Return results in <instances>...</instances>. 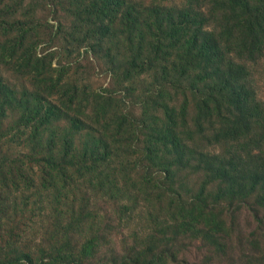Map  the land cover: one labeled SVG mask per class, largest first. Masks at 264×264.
<instances>
[{
  "label": "trees",
  "instance_id": "obj_1",
  "mask_svg": "<svg viewBox=\"0 0 264 264\" xmlns=\"http://www.w3.org/2000/svg\"><path fill=\"white\" fill-rule=\"evenodd\" d=\"M56 1L72 19L70 32L60 35L95 55L113 56L132 84L141 74L153 75L151 95L139 113L127 112L122 99L72 84L68 71L54 65L55 51L40 49L37 3L0 0V63L30 82L18 90L0 75V264H87L99 248L102 200L135 202L136 210L145 195L164 208L162 216L170 214L174 201L156 194L150 170L170 182L196 159L182 134L189 130L180 97L186 91L199 112L222 117L227 110L234 119L226 134L233 131V138L264 124V103L250 86L247 65L264 54V0H185L175 7L168 5L172 0ZM14 112L17 122L6 125ZM230 167L231 160L208 163L199 201L209 206L207 185L220 181L228 195L238 186L242 200L255 196L264 206V169L252 173L246 190L234 186L238 171ZM174 211L179 233L201 231L194 215L204 221L205 212L187 204H175ZM212 221L209 241L215 242L225 223L218 213ZM174 255L167 247L140 249L133 261L119 260L165 264Z\"/></svg>",
  "mask_w": 264,
  "mask_h": 264
},
{
  "label": "rangeland",
  "instance_id": "obj_2",
  "mask_svg": "<svg viewBox=\"0 0 264 264\" xmlns=\"http://www.w3.org/2000/svg\"><path fill=\"white\" fill-rule=\"evenodd\" d=\"M34 1L38 5L37 18L43 38L40 49L55 51L54 65L68 71V80L72 84L78 83L80 87L87 85L92 91L104 92L105 95L110 94L118 100L122 99L125 111L139 113L141 103L151 95L148 88H151L154 76L144 73L135 77L133 84L126 81L122 71L111 61L113 56L106 55L105 52L95 55L92 50L79 47L74 39L67 37L68 35L59 34L62 30L67 32L72 21L59 2ZM134 1L151 4L149 0ZM184 1L172 0L168 5L175 7ZM206 4L208 3H203ZM247 65L250 71V86L257 100L264 103V54L253 61L249 60ZM0 75L7 84L18 90L30 86L29 80L1 63ZM133 89L135 90L132 92ZM186 93L188 98H182L181 95L180 97L181 102H185V107L188 108V126L191 131L183 128L182 134L189 139L190 150L196 152V159L188 163L185 171L174 176L170 182L164 179L166 176L160 170H150L156 194L166 201H174L173 211L162 216L161 211L164 208L159 209V205L154 204L145 195H141L136 201L139 203L136 210L131 209L135 202L127 205L110 200L99 201L97 212L102 216L99 248L87 264H120L119 259L127 256L132 257L133 261L135 253L140 249L160 250L166 247L173 249L176 255L166 258L165 264H264V206L258 203L255 196L242 200L237 195L239 192H236L238 186L234 188L236 194L228 195L229 187L222 189L221 182L216 181L207 185L209 206L199 201L201 187L210 177L206 167L211 161L229 164L231 160V167L227 169L238 171L234 174V186L241 185V188L248 190L245 183L252 173L257 169H264V124L257 127L252 135L249 130L243 132V137L238 140L233 138L236 137L233 131L226 134V126L232 123L229 121L232 116L227 110H223L225 113L222 117H217L216 112H199L195 109V96L191 95V92ZM205 117L209 118V121L204 120ZM199 119H203L201 128H198ZM17 120L18 115L14 112L9 115L6 125H13ZM238 141L241 147H236ZM251 150L253 154L249 155ZM234 156L240 160L235 165L232 164ZM211 167L213 168L214 164ZM179 195L182 196L181 199ZM175 204H178L179 208L187 204L189 211L195 207L198 212H205V216L207 215L208 218L204 216V221L194 215L202 221L197 229L201 231L194 237L179 233V228L172 218L176 219L172 214L175 212ZM216 213L225 223L224 232H218L215 242H211L209 239L211 233H214L211 231L210 222L213 223L212 218Z\"/></svg>",
  "mask_w": 264,
  "mask_h": 264
}]
</instances>
